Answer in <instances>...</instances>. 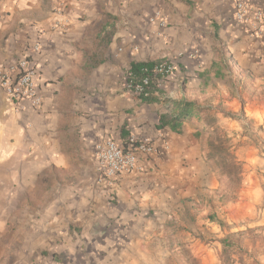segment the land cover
<instances>
[{
	"label": "crops",
	"instance_id": "1",
	"mask_svg": "<svg viewBox=\"0 0 264 264\" xmlns=\"http://www.w3.org/2000/svg\"><path fill=\"white\" fill-rule=\"evenodd\" d=\"M21 59L37 69L41 103L0 90V264H162L176 224L181 244L211 261L217 217L264 200L246 173L235 197L221 192L200 110L173 122L179 100L264 118V35L236 19L234 0H0V71ZM160 60L175 70L150 100L126 88L133 63ZM130 135L166 150L108 184L96 149ZM241 142L239 159L257 160L253 140ZM43 183L50 201L16 216L15 199Z\"/></svg>",
	"mask_w": 264,
	"mask_h": 264
},
{
	"label": "rangeland",
	"instance_id": "2",
	"mask_svg": "<svg viewBox=\"0 0 264 264\" xmlns=\"http://www.w3.org/2000/svg\"><path fill=\"white\" fill-rule=\"evenodd\" d=\"M201 109V108H200ZM201 118L205 121L207 128L205 129L204 137L205 143L208 146L209 141L217 145H221L220 151L223 155L217 158L221 163L220 169H222L224 163L227 165L229 160V154L231 153L235 157L238 171L230 174L229 176H221L217 173L220 179H224V186L220 187L222 193L226 191L227 198L235 197V193L241 188L243 184V173L257 176L264 188V118H255L246 116L244 112H227L220 111L219 109L210 110L202 108L200 110ZM222 113V115H217ZM234 119L238 121L242 126V131L226 128L222 126L225 120ZM230 121V120H229ZM239 135V136H238ZM247 136L248 139H252L250 144L251 157H257V160L253 162L244 163L239 159V146L242 144L241 139L243 136ZM211 150L206 147V153ZM213 150V149H212ZM228 155V156H227ZM246 164V166H245ZM46 184H42L41 188L32 192L31 195L20 196L15 199V204L19 206L18 212L15 215L25 214L28 216L31 214L34 206L41 203H48L52 198L48 192H46ZM24 206L27 209H31L29 212H22ZM31 206V208H29ZM178 218H171V220H179L180 211L175 209L172 213ZM217 216V213H215ZM208 215V214H207ZM205 215V216H207ZM21 216V215H20ZM22 217V216H21ZM23 218V217H22ZM214 227H211V235H215L218 243L214 245L213 258L211 261L204 260L201 257L195 256L189 248L181 244V226L176 224L170 229H166V241L168 240V246L175 249L173 254H165V259L162 264H264V200L256 207H251L247 214L241 215L238 218L237 213L233 214V219L230 221L218 218L216 219ZM165 241V242H166ZM215 241V242H216ZM14 248L17 245H10ZM177 249V250H176Z\"/></svg>",
	"mask_w": 264,
	"mask_h": 264
},
{
	"label": "built area",
	"instance_id": "3",
	"mask_svg": "<svg viewBox=\"0 0 264 264\" xmlns=\"http://www.w3.org/2000/svg\"><path fill=\"white\" fill-rule=\"evenodd\" d=\"M253 1L234 0L235 17L239 22L249 24L253 35L263 36L264 8L254 6ZM156 18L164 22L157 15ZM174 70L173 63L168 60H160L152 66L144 67L145 74L141 77H137L129 69L125 77V86L140 97H150L154 93L152 90L154 84L158 87L161 80L172 75ZM37 75V69L30 65L27 59H21L0 71V90L17 105L23 100H30L33 104L39 105L41 96L38 91ZM166 147L167 143L158 147L150 139H140L135 135H130L124 144L113 138H106L96 149L97 170L108 184H112L114 178L121 173L140 169V154L150 156L165 152Z\"/></svg>",
	"mask_w": 264,
	"mask_h": 264
},
{
	"label": "trees",
	"instance_id": "4",
	"mask_svg": "<svg viewBox=\"0 0 264 264\" xmlns=\"http://www.w3.org/2000/svg\"><path fill=\"white\" fill-rule=\"evenodd\" d=\"M152 65H153L152 63H133L131 65L130 69L137 77H141L145 74L143 72V68L149 67ZM155 88H157V86L154 84V87L152 90L154 91ZM143 98L146 100H150V97H143ZM174 106L178 109L177 115L173 118V122L175 125L179 124L180 122L182 123L187 118L193 116L196 111L201 110L200 108H197L194 101H189V100H179L178 102H175ZM221 146H222V144L217 145V144L213 143L212 141H209V143H208L207 147H208V149H211V150H209L206 153V157H207V160L209 161V163L211 164L212 168L215 171L218 170V172L220 173L221 176H229L230 174H232L234 172H236L240 175V172H239L240 170L238 171V168H237L238 165L235 162V157L231 153H228L229 158L231 160H229L227 165L222 163V165H223L222 169L218 168V167H220L221 163L217 160V158L220 157V155L225 154L222 151H220Z\"/></svg>",
	"mask_w": 264,
	"mask_h": 264
}]
</instances>
